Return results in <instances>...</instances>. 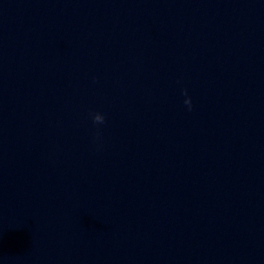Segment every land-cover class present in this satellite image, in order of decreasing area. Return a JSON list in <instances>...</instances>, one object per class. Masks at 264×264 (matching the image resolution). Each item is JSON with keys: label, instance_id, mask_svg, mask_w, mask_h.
<instances>
[{"label": "water", "instance_id": "95a60500", "mask_svg": "<svg viewBox=\"0 0 264 264\" xmlns=\"http://www.w3.org/2000/svg\"><path fill=\"white\" fill-rule=\"evenodd\" d=\"M0 264H264V0H0Z\"/></svg>", "mask_w": 264, "mask_h": 264}, {"label": "clouds", "instance_id": "9594fccd", "mask_svg": "<svg viewBox=\"0 0 264 264\" xmlns=\"http://www.w3.org/2000/svg\"><path fill=\"white\" fill-rule=\"evenodd\" d=\"M184 104L191 109V100L189 98H185ZM94 123H103V117L100 114H96L92 117Z\"/></svg>", "mask_w": 264, "mask_h": 264}]
</instances>
